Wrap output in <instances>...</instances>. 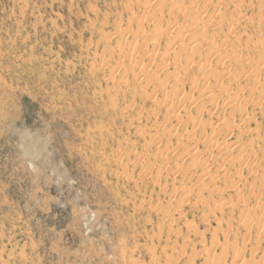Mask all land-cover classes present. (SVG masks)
I'll return each mask as SVG.
<instances>
[{
    "label": "rangeland",
    "instance_id": "obj_1",
    "mask_svg": "<svg viewBox=\"0 0 264 264\" xmlns=\"http://www.w3.org/2000/svg\"><path fill=\"white\" fill-rule=\"evenodd\" d=\"M247 263L264 0H0V264Z\"/></svg>",
    "mask_w": 264,
    "mask_h": 264
},
{
    "label": "bare ground",
    "instance_id": "obj_2",
    "mask_svg": "<svg viewBox=\"0 0 264 264\" xmlns=\"http://www.w3.org/2000/svg\"><path fill=\"white\" fill-rule=\"evenodd\" d=\"M205 45H206L205 43H199V44H197L195 47H193V49H197L199 46H205ZM146 73H147V72H146ZM148 74H149V73H148ZM144 76H145V73H144ZM146 76H147V75H146ZM152 79H153V75L148 76V78H146V81H151ZM120 80H121V79H119V81H120ZM207 91H208V90H207ZM184 97L187 98V96H184ZM207 99H208L209 101H213V96H212V95H208V96H207ZM175 103H176V102H175ZM177 105H178V104H177ZM18 134H19V133H18ZM30 136H31V135H30ZM30 136H29V137H30ZM20 139H21V138H20ZM25 140H26V139H25ZM28 140H30V139H28ZM28 142H29V141H28ZM18 145H20V141H19ZM30 146H31V145H30ZM17 148H18V146H17ZM19 148H20V147H19ZM20 149H21V148H20ZM20 149H19V150H20ZM24 152H25V151H24ZM24 152H23V153H24ZM50 153H51V151H50ZM50 153H48V154H50ZM52 154H53V153H52ZM44 155H45V154H44ZM46 156L49 157L50 155H49V156L46 155ZM46 156H45V157H46ZM160 156H161V155H160ZM50 158H51V157H50ZM50 158H49V159H50ZM45 159H47V158H45ZM52 159H53V157H52ZM52 159H51L50 161H52ZM43 160H44V158H43ZM53 161H54V160H53ZM39 162H40V161H39ZM46 162H47V161H46ZM47 163H48V162H47ZM39 164H40V163H39ZM40 165H41V164H40ZM52 165H54V164L52 163ZM37 166H39V165H37ZM43 166H44V165H43ZM43 166H42V168H43ZM54 166H55V168H56V165H54ZM49 167H53V166L50 165ZM49 167H47V168H49ZM45 169H46V167H45ZM52 169H54V168H52ZM52 169H51V170H52ZM54 171H55V169H54ZM56 171H57V169H56ZM60 171H62V170H60ZM61 173L63 174L64 172L62 171ZM59 174H60V172H59ZM60 175H61V174H60ZM60 175H59V177H61ZM63 175H64V174H63ZM63 175H62V176H63ZM57 177H58V175H57ZM67 178H68V176H67ZM247 264H249V263H247Z\"/></svg>",
    "mask_w": 264,
    "mask_h": 264
}]
</instances>
